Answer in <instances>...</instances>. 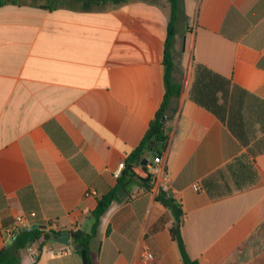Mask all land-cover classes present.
<instances>
[{
	"label": "crops",
	"instance_id": "obj_1",
	"mask_svg": "<svg viewBox=\"0 0 264 264\" xmlns=\"http://www.w3.org/2000/svg\"><path fill=\"white\" fill-rule=\"evenodd\" d=\"M164 173L151 190L114 171L140 144L164 99L169 0H128L83 9L63 0L0 6V251L18 218L26 227L90 232L98 200L116 196L91 240L93 264H184L165 190L182 211L181 234L197 264H264V153L256 183L211 198L203 180L245 149L189 98L206 66L264 101V0H179ZM154 156H149L152 162ZM148 173V172H147ZM151 177V176H150ZM94 193V194H93ZM35 213L32 217L31 214ZM54 241V240H49ZM45 241L16 264H83L73 245ZM146 252L153 255L145 258Z\"/></svg>",
	"mask_w": 264,
	"mask_h": 264
},
{
	"label": "trees",
	"instance_id": "obj_2",
	"mask_svg": "<svg viewBox=\"0 0 264 264\" xmlns=\"http://www.w3.org/2000/svg\"><path fill=\"white\" fill-rule=\"evenodd\" d=\"M70 1L78 2L83 9L88 10L100 4L108 2L121 4L128 0ZM5 2L6 0H0V6ZM48 2L52 3L53 7H58L63 0H48ZM169 3L171 16L164 50L166 93L140 144L127 156L121 175L117 179V187L122 183L123 176H134L138 178L144 189H152L151 177L147 173L146 166H142L141 163L150 155L156 156L166 151L171 133L169 126L171 118L168 116L167 110L171 99L181 97L185 89L183 84H176L173 81L174 58L172 48L180 11L179 0H169ZM189 98L220 120L239 142L241 148L245 149V152L238 155L223 168L205 178L203 189L211 198H219L254 185L258 179L255 159L264 153V101L201 64L194 67ZM117 187L112 188L98 200L97 207L91 214L94 223L90 232H71L72 245L79 247L75 252L80 255L83 264H93L91 240L96 234L101 218L115 199ZM156 199L170 209L175 216L176 223L170 228V235L178 247L182 262L184 264H197L190 259L181 234L180 226L183 214L180 206L162 188L157 190ZM57 233L62 232L45 231L38 227L19 231L14 243L0 251V264H16L18 262L16 254L20 250L28 248L36 241H41L42 246L45 241L52 240V235Z\"/></svg>",
	"mask_w": 264,
	"mask_h": 264
},
{
	"label": "built area",
	"instance_id": "obj_3",
	"mask_svg": "<svg viewBox=\"0 0 264 264\" xmlns=\"http://www.w3.org/2000/svg\"><path fill=\"white\" fill-rule=\"evenodd\" d=\"M166 154V151L163 154L160 155H156L153 157L152 162H148V164L146 165L147 168V172L148 174L151 176L152 179V183L154 185H156L157 183H160L161 178L163 177V173H164V167H163V162H164V156ZM123 166H119L115 171H114V176L117 178L121 175V172L123 170ZM194 189L197 191L202 190V186L200 184H194L193 185ZM94 194V193H93ZM32 217L35 216V213L31 214ZM25 219L24 218H18L15 222L14 228H12V231H10V236H9V240L7 242L8 245L13 244L14 241L16 240L17 234L19 231L21 230H25L28 229L30 227H26L25 226ZM49 230H53L58 232L59 228L55 225V224H49L48 225ZM48 230V231H49ZM37 242H33L28 248H29V252L30 254L36 258L38 256V254L40 253V245L38 246ZM67 248H65V250L62 251H58L56 253H54V255H63L69 252V247L66 246ZM145 258L147 260H152L153 259V255L149 252H146L145 254Z\"/></svg>",
	"mask_w": 264,
	"mask_h": 264
},
{
	"label": "water",
	"instance_id": "obj_4",
	"mask_svg": "<svg viewBox=\"0 0 264 264\" xmlns=\"http://www.w3.org/2000/svg\"><path fill=\"white\" fill-rule=\"evenodd\" d=\"M148 159H144L142 161V166H146L148 164ZM34 229L37 228V226L33 227ZM52 240L56 241L59 244H62L64 246L70 247L72 245V235L70 232H63V233H57L52 235ZM79 247H74V250H78Z\"/></svg>",
	"mask_w": 264,
	"mask_h": 264
},
{
	"label": "rangeland",
	"instance_id": "obj_5",
	"mask_svg": "<svg viewBox=\"0 0 264 264\" xmlns=\"http://www.w3.org/2000/svg\"><path fill=\"white\" fill-rule=\"evenodd\" d=\"M51 244H56L54 241H49Z\"/></svg>",
	"mask_w": 264,
	"mask_h": 264
}]
</instances>
